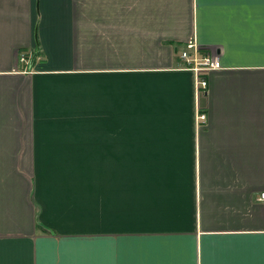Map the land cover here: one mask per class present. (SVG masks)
Returning <instances> with one entry per match:
<instances>
[{
    "label": "crops",
    "instance_id": "obj_1",
    "mask_svg": "<svg viewBox=\"0 0 264 264\" xmlns=\"http://www.w3.org/2000/svg\"><path fill=\"white\" fill-rule=\"evenodd\" d=\"M263 193L264 0H0V264H264Z\"/></svg>",
    "mask_w": 264,
    "mask_h": 264
},
{
    "label": "built area",
    "instance_id": "obj_2",
    "mask_svg": "<svg viewBox=\"0 0 264 264\" xmlns=\"http://www.w3.org/2000/svg\"><path fill=\"white\" fill-rule=\"evenodd\" d=\"M180 57L187 63V66L195 74V85L197 88H206V80L203 76L210 70L220 67V62L209 55L201 54L199 44L195 38H190L183 49L180 51ZM199 119L204 120V115H200ZM264 200V193L261 194Z\"/></svg>",
    "mask_w": 264,
    "mask_h": 264
},
{
    "label": "rangeland",
    "instance_id": "obj_3",
    "mask_svg": "<svg viewBox=\"0 0 264 264\" xmlns=\"http://www.w3.org/2000/svg\"><path fill=\"white\" fill-rule=\"evenodd\" d=\"M19 61L20 62H27V58H26V56L24 55V56H21L20 58H19Z\"/></svg>",
    "mask_w": 264,
    "mask_h": 264
}]
</instances>
